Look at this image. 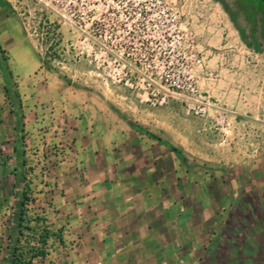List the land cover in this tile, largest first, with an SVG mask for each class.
<instances>
[{
  "label": "rangeland",
  "instance_id": "rangeland-1",
  "mask_svg": "<svg viewBox=\"0 0 264 264\" xmlns=\"http://www.w3.org/2000/svg\"><path fill=\"white\" fill-rule=\"evenodd\" d=\"M91 3L0 0L8 18L0 30L18 29L41 63L25 76L35 53L13 51L20 79L0 71L8 95L0 149L19 139L22 160L18 191L7 194L17 166L0 156V264L12 263L15 247L30 264H83V229L62 218L63 206H89L101 156L75 161L71 130L80 127L87 136L106 129L111 175L127 170L133 190H149L157 236L133 244L127 264H264V227H255L264 223V0L246 9L230 0H146V34L132 37L121 21L95 25ZM148 132L181 147L186 161ZM61 163L66 178L81 181L79 196L64 186Z\"/></svg>",
  "mask_w": 264,
  "mask_h": 264
},
{
  "label": "crops",
  "instance_id": "crops-1",
  "mask_svg": "<svg viewBox=\"0 0 264 264\" xmlns=\"http://www.w3.org/2000/svg\"><path fill=\"white\" fill-rule=\"evenodd\" d=\"M7 19L2 6H0L1 23L6 25L8 23ZM25 42L20 31L16 28H5L0 30V71L2 73L4 72V75H6L5 69L13 72L10 64L13 51L15 55L17 54L16 56L22 59L30 56V51L35 53V59L32 61L33 65L25 76L30 75V73H35L37 69L40 68L41 63L40 60H38L35 49ZM13 74L17 76V79H20L18 74L14 72ZM8 75L11 74L8 72ZM4 77L5 79H10L9 77ZM22 77L23 76H21V78ZM4 96H8L6 92L0 93V100ZM0 129L2 130L3 127L0 126ZM105 130L106 129L102 127L96 130H89V136L84 135L86 134L85 132H87L85 128L80 127L79 129L71 130V134L75 137L76 141L73 154L77 158L75 160L77 163L80 162V160H87V155L92 159L93 156H101L100 160H97L99 168L97 183L100 186L94 195L88 197L89 200H87V204L89 205L87 207L92 209V211L87 210L86 205H83V208L81 206L75 209L74 205L63 204L62 218L65 220L68 219L73 223V227L83 229V247L77 254L78 261L81 263L82 260L83 264H88L89 260L94 258H96V264H112L113 262L117 264L119 261H121V264H127L128 260L131 259V255L127 253L133 250V244H143L147 242L149 236H157L155 228L153 225L151 226L150 223V213L152 211L150 208L151 196L148 188L139 186L138 190H133L135 186L132 182V174L127 170H116L112 175L110 173L111 166L114 164L110 158L111 153H113V151H111L112 140L111 135L105 133ZM1 136L4 137V135ZM86 137H88L87 140ZM81 149H83V151H81ZM6 154H8L9 158L7 164H10L12 167L17 166V168H14L13 172L10 174L14 176L11 182L8 180L10 175L6 174L5 177L8 181L5 184L6 189L4 190L7 194L11 192L16 194L18 190L15 178L19 175V169L22 164L19 139L15 141L12 148L8 146L0 149V156ZM56 167L58 172L63 175L65 174L64 176L66 178L65 171L67 168L63 166V163ZM146 178L148 179L147 176ZM24 179L27 178L25 177ZM140 180H143V177ZM64 186L70 188V193L72 195H76V190L77 196L80 195L79 188L81 187V181L74 175L64 179ZM65 195L71 196L70 194ZM162 211L167 212L165 209ZM256 224L255 227H264V223L259 222ZM261 243L264 244V242ZM238 249H240V247H238ZM258 251L259 258L263 259L264 246H260ZM255 254H257V252H255ZM209 255L210 254L207 253V256Z\"/></svg>",
  "mask_w": 264,
  "mask_h": 264
},
{
  "label": "built area",
  "instance_id": "built-area-1",
  "mask_svg": "<svg viewBox=\"0 0 264 264\" xmlns=\"http://www.w3.org/2000/svg\"><path fill=\"white\" fill-rule=\"evenodd\" d=\"M86 0L93 5L88 6L96 19L95 25H100L101 19H112L121 21V25L127 28V33L131 35H145V23L150 18L149 8L146 0ZM104 4L105 8L100 11L99 5ZM104 16V17H103ZM137 25V28L134 26ZM174 48L172 47L171 50ZM177 54L176 56H178Z\"/></svg>",
  "mask_w": 264,
  "mask_h": 264
},
{
  "label": "trees",
  "instance_id": "trees-1",
  "mask_svg": "<svg viewBox=\"0 0 264 264\" xmlns=\"http://www.w3.org/2000/svg\"><path fill=\"white\" fill-rule=\"evenodd\" d=\"M138 130L140 131H144V129H142V127H137ZM148 135L154 139L157 140V142L161 145H165L167 147L170 148V150H172L176 156L180 159V161H186L185 155H184V150L181 147H176L173 144L169 143L168 141L162 139L160 136L152 133V132H148ZM24 188H23V193H22V209H21V217H20V222H19V226L21 228H24V224L28 221L27 219H25L24 217H22V215L24 214V206L26 204L27 201H29V190H30V182H28L26 179L24 180ZM20 233L22 234V231H20ZM19 242V240H18ZM44 242V241H42ZM43 254V253H41ZM36 256V255H33ZM11 264H30V262H25L23 260L22 254L18 253V248L15 247L14 251H13V260Z\"/></svg>",
  "mask_w": 264,
  "mask_h": 264
},
{
  "label": "flooded vegetation",
  "instance_id": "flooded-vegetation-1",
  "mask_svg": "<svg viewBox=\"0 0 264 264\" xmlns=\"http://www.w3.org/2000/svg\"><path fill=\"white\" fill-rule=\"evenodd\" d=\"M233 1L240 8H248L250 0H230Z\"/></svg>",
  "mask_w": 264,
  "mask_h": 264
}]
</instances>
